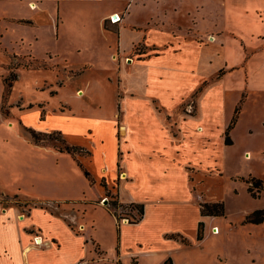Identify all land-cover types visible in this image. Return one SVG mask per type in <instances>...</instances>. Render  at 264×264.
<instances>
[{"label":"rangeland","instance_id":"374dc122","mask_svg":"<svg viewBox=\"0 0 264 264\" xmlns=\"http://www.w3.org/2000/svg\"><path fill=\"white\" fill-rule=\"evenodd\" d=\"M128 5L127 22L143 26L145 42L161 52L134 67L123 61L116 39L99 28L104 13ZM51 14L67 16V30L58 31ZM156 52L140 45L136 57ZM27 127L61 131L69 143L85 148L84 167L100 189L103 177L111 185L101 201L108 207H78L85 219L100 223L106 249L114 248L112 210L127 216L138 209L129 202L144 203L165 191L151 184L154 178L186 171L199 205L224 203V219L210 230L229 233L227 240L210 239L197 248L198 264L210 252L224 257L226 251L228 264L252 258L264 264V222L246 221L264 208V0H0L5 184L36 182L41 177L33 166L58 163L55 155L31 153ZM227 129L232 144H226ZM43 144L61 146L55 137ZM171 151H179L175 166ZM254 179L263 181L260 190ZM0 195L6 206L27 211L33 205L1 187ZM176 195L182 198L181 188Z\"/></svg>","mask_w":264,"mask_h":264},{"label":"crops","instance_id":"0c3cea01","mask_svg":"<svg viewBox=\"0 0 264 264\" xmlns=\"http://www.w3.org/2000/svg\"><path fill=\"white\" fill-rule=\"evenodd\" d=\"M128 9L129 5L104 13L99 20V28L107 39H116L114 44L122 54L123 61L127 66L134 67L158 58L161 52L159 47L145 42L143 26L137 22H127ZM114 14L121 16V21L111 22L110 16ZM51 15V21L58 31L64 26L67 30V16L59 15L56 18V15ZM140 45L146 49L154 47L157 52L136 57V48ZM112 56L116 58V52ZM120 126L126 128L125 123ZM28 138L34 156L43 158L46 154L55 155L58 163L52 168L44 166L40 170L37 165L33 166V173L39 174L41 179L25 186L0 181L4 194L19 193L33 200V205L23 211L18 205H4L2 200L5 195H0V264H74L78 260H86L90 264H163L168 258H172L174 264H198L194 253L197 248H203L210 239L227 240L229 237V233H213L210 230L214 221L224 218L202 216L197 202L198 189L191 184V174L183 171L181 174L166 173L154 178L151 184L164 187V192H158L144 203L129 202L144 206L142 216L139 215L137 219L138 209L133 208L130 214L120 217V221L114 214L115 209L112 210L110 225H113L114 248L106 249V237L100 223L96 219H85L78 208L88 204L108 207L101 203L106 196L104 188L100 189L95 180L86 176L80 165L82 163L84 166L86 156H74L58 148L35 143L30 136ZM171 152L172 165L175 166L179 151ZM186 168L187 165L184 170ZM122 174L127 176L124 169ZM179 188L182 189V198L176 195ZM70 210H77L80 214L70 213ZM130 218L135 221H130ZM200 221L204 222L202 240L198 239ZM109 231L108 234L113 237L111 228ZM36 237H41V243L40 239L35 242ZM222 254L224 257L210 252L203 263L228 264L231 257L229 252ZM249 264L258 262L252 258Z\"/></svg>","mask_w":264,"mask_h":264},{"label":"trees","instance_id":"16d2710c","mask_svg":"<svg viewBox=\"0 0 264 264\" xmlns=\"http://www.w3.org/2000/svg\"><path fill=\"white\" fill-rule=\"evenodd\" d=\"M15 77L16 76L14 75V78H12V80H14ZM9 86L10 87L12 86V82L9 83ZM27 130L30 132L32 140L35 143H43L44 140L55 137L61 143V146L58 147L60 151L68 152L74 156L83 155L82 152L84 151L85 148L82 146L70 144L67 141V139L63 136L61 131H54L52 133H48V132L36 130L32 127H27ZM225 141L226 144H232V141H230L229 129H227ZM86 153L88 154V156L91 155V152L89 150H86ZM80 165L83 167L86 176H88L91 180H94L92 173L87 168H85L82 163H80ZM251 183L260 190L263 181L261 179H254ZM101 185L106 190V193H108V189H107L108 185L104 177L102 178ZM248 190L254 197H257V194L253 192L252 186H249ZM132 205L138 208V210L140 211V215L142 216L144 206L142 204H135V203H132ZM200 210L202 216H223L225 214V206L224 203L221 201H216L211 203L210 202L201 203ZM114 214L117 216L118 220L120 221L121 218L120 216L117 215L115 210H114ZM246 221L256 224H260L264 222V208L257 209L254 212L247 215ZM203 237H204V222L200 221L198 227V239L202 240ZM184 241L186 242V239H184ZM163 264H174V262L172 258H168Z\"/></svg>","mask_w":264,"mask_h":264},{"label":"built area","instance_id":"2783aa9c","mask_svg":"<svg viewBox=\"0 0 264 264\" xmlns=\"http://www.w3.org/2000/svg\"><path fill=\"white\" fill-rule=\"evenodd\" d=\"M114 16L113 15L110 16L111 22L115 23V22L121 21V18H122L121 16H119L118 14H114ZM217 232H218V230H216V233ZM37 239H40L39 242H41V237H36L35 242H37ZM74 264H90V263L88 261H86V260H78Z\"/></svg>","mask_w":264,"mask_h":264},{"label":"water","instance_id":"95a60500","mask_svg":"<svg viewBox=\"0 0 264 264\" xmlns=\"http://www.w3.org/2000/svg\"><path fill=\"white\" fill-rule=\"evenodd\" d=\"M107 200H105V202H106Z\"/></svg>","mask_w":264,"mask_h":264},{"label":"bare ground","instance_id":"6f19581e","mask_svg":"<svg viewBox=\"0 0 264 264\" xmlns=\"http://www.w3.org/2000/svg\"><path fill=\"white\" fill-rule=\"evenodd\" d=\"M41 243V242H40Z\"/></svg>","mask_w":264,"mask_h":264}]
</instances>
